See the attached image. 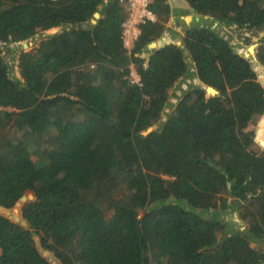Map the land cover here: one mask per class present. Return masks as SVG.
Segmentation results:
<instances>
[{"label":"trees","instance_id":"16d2710c","mask_svg":"<svg viewBox=\"0 0 264 264\" xmlns=\"http://www.w3.org/2000/svg\"><path fill=\"white\" fill-rule=\"evenodd\" d=\"M186 1L264 34V0ZM150 8L129 52L119 0H0V264H264V44L211 22L158 46Z\"/></svg>","mask_w":264,"mask_h":264},{"label":"crops","instance_id":"0c3cea01","mask_svg":"<svg viewBox=\"0 0 264 264\" xmlns=\"http://www.w3.org/2000/svg\"><path fill=\"white\" fill-rule=\"evenodd\" d=\"M119 1L120 4L127 10V0ZM167 2L171 6V11L165 22L166 28L164 34L156 43L158 46H161L165 43L183 45V38L188 28H191L193 26L209 25L212 22L211 18L201 15L197 13L193 8H191L186 0H167ZM59 27L63 28V26ZM142 55L143 57L149 56L148 53H143ZM183 88H187V84H185ZM178 90H180V88L171 90V106L172 103H177L182 96V92H179Z\"/></svg>","mask_w":264,"mask_h":264},{"label":"built area","instance_id":"2783aa9c","mask_svg":"<svg viewBox=\"0 0 264 264\" xmlns=\"http://www.w3.org/2000/svg\"><path fill=\"white\" fill-rule=\"evenodd\" d=\"M127 12L123 23V41L127 50L131 52L139 37L141 24L155 22L158 17L150 8V0H127ZM129 67L130 73L127 77L131 85L142 86V77L136 65L131 63Z\"/></svg>","mask_w":264,"mask_h":264},{"label":"rangeland","instance_id":"374dc122","mask_svg":"<svg viewBox=\"0 0 264 264\" xmlns=\"http://www.w3.org/2000/svg\"><path fill=\"white\" fill-rule=\"evenodd\" d=\"M209 18H211V17H209ZM211 20H212V24L215 25V27H217L220 30V32L223 35H225L226 38L230 39L232 41V43L235 45V48H239L241 50V53H243V54H249V52H251L250 48L252 46L254 48L253 52L255 53V51H257V48L260 47L262 44H264V34L258 40H256L254 43L244 44V43L240 42L236 37L232 38L231 35L233 34V32L230 29L223 27V26L222 27L219 26L218 23L216 21H214L212 18H211ZM62 29H63L62 27H56V28H52V29H49L46 31H42V32L36 34L34 37L23 41L20 45V49L24 50V51H31V50L35 49L46 36L51 35V34L57 32V31H60ZM24 42L27 43L26 46L24 45ZM18 62H19V56L16 55L15 59L12 60L11 71H12V74L14 76L20 78L21 74L19 71ZM183 89H184L183 87H180V90H178V91L182 92ZM176 104H177L176 102L174 104L172 103V106H170L168 109L170 111L173 110L175 108ZM260 120H262V117L260 118ZM255 147L257 150H261V148L263 149V146L260 144L256 145ZM115 195H119V194L117 193Z\"/></svg>","mask_w":264,"mask_h":264},{"label":"water","instance_id":"95a60500","mask_svg":"<svg viewBox=\"0 0 264 264\" xmlns=\"http://www.w3.org/2000/svg\"><path fill=\"white\" fill-rule=\"evenodd\" d=\"M95 15H96V17H99V13H96ZM214 27H215V26H214ZM24 45L26 46L27 43L24 42ZM252 47H253V46H252ZM235 50H236V52L241 53V50H240L239 48H236ZM253 51H254V49H253ZM208 90L211 91V92L214 91L212 88H209Z\"/></svg>","mask_w":264,"mask_h":264},{"label":"bare ground","instance_id":"6f19581e","mask_svg":"<svg viewBox=\"0 0 264 264\" xmlns=\"http://www.w3.org/2000/svg\"><path fill=\"white\" fill-rule=\"evenodd\" d=\"M253 49H254V48H253V47H251V48H250V51H251V52H249V53H254V52H253Z\"/></svg>","mask_w":264,"mask_h":264}]
</instances>
